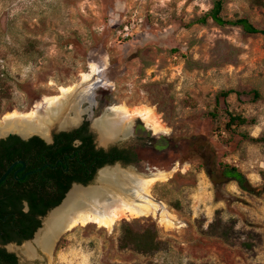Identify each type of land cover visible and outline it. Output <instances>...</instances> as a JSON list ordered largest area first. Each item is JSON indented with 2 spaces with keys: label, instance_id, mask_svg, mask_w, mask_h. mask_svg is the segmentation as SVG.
Masks as SVG:
<instances>
[{
  "label": "rangeland",
  "instance_id": "rangeland-1",
  "mask_svg": "<svg viewBox=\"0 0 264 264\" xmlns=\"http://www.w3.org/2000/svg\"><path fill=\"white\" fill-rule=\"evenodd\" d=\"M215 1L0 0V71L12 87L0 121L16 111L44 112L43 99L82 85L94 66L100 81L96 105L91 98L94 119L121 105L151 106L161 117L162 133L134 119L130 136L111 147L133 143L138 163L111 168L142 177L172 171L151 196L177 219L171 228L152 217L124 219L111 231L78 227L61 236L51 254L33 239L14 249L21 264H264V195L244 192L233 181L220 184L217 175L218 165L227 164L254 187L264 185V37L212 20L193 24ZM223 1L226 19H248L264 29V7ZM228 90L241 95L217 104ZM93 106L85 102L82 109ZM227 107L256 123L227 129ZM86 114L77 127L89 119ZM53 130L64 129L57 125L49 134ZM241 133L262 141H243ZM99 173L89 187L98 186ZM124 221L138 230L156 225L163 249L151 256L120 251ZM223 232L229 243L220 239ZM29 244L36 249L30 259L23 254Z\"/></svg>",
  "mask_w": 264,
  "mask_h": 264
},
{
  "label": "bare ground",
  "instance_id": "bare-ground-1",
  "mask_svg": "<svg viewBox=\"0 0 264 264\" xmlns=\"http://www.w3.org/2000/svg\"><path fill=\"white\" fill-rule=\"evenodd\" d=\"M92 69L93 75H84L82 85L62 88L58 97L43 99L44 112L16 111L6 115L0 121V136L12 132L25 137L36 133L47 136L57 125L61 129L75 127L82 116L93 109H82L85 102L94 105L91 98L95 96V88L99 87L100 81L94 80L95 67ZM105 114L93 125L99 142L104 147L119 141L122 136L126 137L135 118L141 119L146 127L156 133L165 130L161 117L151 106L130 109L121 105ZM171 172L158 175L151 172L149 175L152 176L142 177L132 175L119 166L114 170L105 168L99 173L98 186L74 187L62 206L46 218L44 228L37 233L34 243L44 251H51L61 236L78 227L97 225L111 231L124 219L152 217L158 219L163 227L175 226V216L151 196L153 187L171 178ZM35 252L34 246L29 244L25 246L23 254L30 259L35 256Z\"/></svg>",
  "mask_w": 264,
  "mask_h": 264
},
{
  "label": "flooded vegetation",
  "instance_id": "flooded-vegetation-1",
  "mask_svg": "<svg viewBox=\"0 0 264 264\" xmlns=\"http://www.w3.org/2000/svg\"><path fill=\"white\" fill-rule=\"evenodd\" d=\"M94 98L93 100L95 102ZM102 108L103 107H101V109ZM88 114L91 115V110ZM96 121L93 122V125ZM93 125L91 121L87 119L85 123L78 127L75 126L71 131L53 130L47 136L39 133L34 135L31 134V136L29 134L27 138H23L21 135L15 133L0 136V143L10 140L11 137H17L25 143H31L33 141L32 144L27 147V153L23 158L18 157L12 162L4 159V161L0 162V173H2V175L18 162H23L25 164H17L7 177L6 184L0 188V205L19 203L20 201L23 207L22 211L24 213L33 211L34 220L40 223L39 227L35 229L31 239H26V235L30 232V229H27V232H22L15 227L13 222L6 232H0V251H4L8 255H14L18 260V264L21 263L15 251L20 250L26 242L33 240L35 234L44 228L43 223L46 218L62 206L69 193L74 189L73 186L75 184L84 187L88 186L93 180L87 184L83 182L92 175L96 176L97 173L101 172L100 170L108 166L105 165L100 167V164L105 159L108 160L109 158L99 157L90 164L83 162V160L81 161L83 155L79 151V147L83 144L82 138L90 139L92 154L103 152L108 155L114 149L122 151L127 148L115 146L106 150L104 146L100 144L98 133L93 129ZM73 133L76 134L71 143V149L66 152L63 147H59V139L62 134ZM122 138L125 137L122 136L120 139ZM0 148H2V146H0ZM118 163L124 166L123 163ZM124 170L133 171L131 169ZM75 178H79L80 181H77ZM7 217L8 216L2 219L0 216V222L2 221L5 223ZM13 218L15 219L17 217L13 216ZM53 248L51 251H43L51 254Z\"/></svg>",
  "mask_w": 264,
  "mask_h": 264
},
{
  "label": "trees",
  "instance_id": "trees-1",
  "mask_svg": "<svg viewBox=\"0 0 264 264\" xmlns=\"http://www.w3.org/2000/svg\"><path fill=\"white\" fill-rule=\"evenodd\" d=\"M252 6L263 8L264 0H247ZM224 12V1L217 0L214 2L213 8L201 19L197 20L193 24L205 25L208 20H212L219 27H238L241 28L246 34L249 35H261L264 37V29H259L255 27L248 19L239 18L235 20H228L223 16ZM236 94L240 96L241 94L234 90H228L221 92L217 97V104H219L220 100H223L226 103L227 99ZM260 93L258 91L253 92V101H257L260 99ZM12 99V87L9 83L8 79L3 75L0 71V116L5 111V104L8 103ZM225 114L228 118V123L226 125L227 129L240 128L247 125H254L255 120H249L241 115H237L231 111H229L228 107L225 110ZM73 134H62L59 139V147H63L64 151L68 152L71 148V143L74 139ZM65 139H63V138ZM240 137L243 141H249L252 143H259L262 140L258 138L251 137L246 133H241ZM37 141V140H34ZM83 144L79 147V151L83 155V162L90 164L99 157L109 158L105 159L101 162L100 167L105 165H115L118 162L123 163L124 166H131L138 163V154H137V146L133 143L131 146H128L125 150L119 151L114 149L110 154H104L103 152H98L92 154V146L89 138H82ZM33 142V141H32ZM31 143H25L19 140L17 137H11L8 141H3L0 143V162L4 161V159L12 162L18 157L23 158L26 155V151L28 150ZM21 145V146H20ZM209 177L211 174L207 171ZM218 180L220 184L235 182L239 186V188L247 192L251 195L260 197L264 195V185L261 187H254L246 176L236 167H232L227 164H219L218 165ZM2 173H0V177ZM94 175L88 177L86 181L83 183L87 184L88 182L94 179ZM77 181H80L79 178H75ZM7 180L2 183L0 188H2L6 184ZM22 205L19 203L13 204H2L0 205V216L1 218H5L6 222H0V232L9 228L10 224L13 222L17 229H20L22 232H27V229H30V232L26 235V239H31L35 229H37L40 225L39 222L34 220L33 214L24 213L22 211ZM13 216L17 218H13ZM214 230V225L210 226L209 233L213 235L212 231ZM120 237L118 240V248L120 251H132L136 254L142 256H151L160 252L164 247V241L160 237L159 230L156 225H149L143 227L142 229H136L133 224L129 222H122L119 228ZM224 242L229 243L228 234L223 232L220 236ZM0 264H18V260L14 255H8L4 251H0Z\"/></svg>",
  "mask_w": 264,
  "mask_h": 264
},
{
  "label": "water",
  "instance_id": "water-1",
  "mask_svg": "<svg viewBox=\"0 0 264 264\" xmlns=\"http://www.w3.org/2000/svg\"><path fill=\"white\" fill-rule=\"evenodd\" d=\"M97 88H98V87L95 88V91H96ZM95 91H94V94H95ZM110 109H111V108L107 109L106 112L110 111ZM100 119H101V118H100ZM88 120H90V121L92 122V125H93V122L96 121V119H94V117H93V114L90 115V117H89ZM142 123H143V122H142ZM72 129H74V127L70 128V129H64V130L71 131ZM92 131H93V130H92ZM93 132H94V131H93ZM94 133H95V132H94ZM9 134H10V133H9ZM9 134H6V135H9ZM130 134H131V130H129V132H128V134H126V137H125V138L129 137ZM22 137H23V138H27V136H26V137H25V136H22ZM122 139H124V138H122ZM120 141H121V139H120L119 141H117V142H114V143H118V142H120ZM112 145H113V143L107 145V147H104V148H105L106 150H108ZM17 164L25 165L23 162H18V163H16V164H14L13 166H11V167L9 168V170H8L7 172H5V173L0 177V186H1V184L7 179V177L9 176V174L12 172L13 168H14ZM116 164H119V163H116ZM112 166H114V165H112ZM105 168H111V166L108 165V166L104 167L103 169H105ZM103 169H102V170H103ZM100 171H101V170H100ZM89 186H90V184H89L88 186H85V187L82 186V185H77V184H75L73 187L87 188V187H89ZM158 203H159V202H158ZM161 204H162V203H161ZM38 232H39V231H38ZM38 232H37V233H38ZM37 233L35 234L34 239L36 238ZM28 242H29V241H28ZM28 242H26V243H28ZM26 243H25V244H26Z\"/></svg>",
  "mask_w": 264,
  "mask_h": 264
},
{
  "label": "built area",
  "instance_id": "built-area-1",
  "mask_svg": "<svg viewBox=\"0 0 264 264\" xmlns=\"http://www.w3.org/2000/svg\"><path fill=\"white\" fill-rule=\"evenodd\" d=\"M128 30H129V28H128V26H126V27H125V31H128Z\"/></svg>",
  "mask_w": 264,
  "mask_h": 264
}]
</instances>
